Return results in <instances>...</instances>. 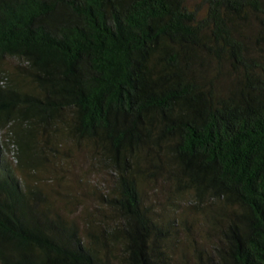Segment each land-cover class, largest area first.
I'll return each instance as SVG.
<instances>
[{
    "label": "trees",
    "instance_id": "trees-1",
    "mask_svg": "<svg viewBox=\"0 0 264 264\" xmlns=\"http://www.w3.org/2000/svg\"><path fill=\"white\" fill-rule=\"evenodd\" d=\"M74 141L116 175L82 228L38 176ZM0 264H264V0H0Z\"/></svg>",
    "mask_w": 264,
    "mask_h": 264
},
{
    "label": "rangeland",
    "instance_id": "rangeland-1",
    "mask_svg": "<svg viewBox=\"0 0 264 264\" xmlns=\"http://www.w3.org/2000/svg\"><path fill=\"white\" fill-rule=\"evenodd\" d=\"M199 1L189 0L191 4ZM11 62L14 63L13 60ZM73 149L76 153L74 161L66 159L65 165H58L61 167H57L53 163L50 165V162L46 161L48 165H53V168L49 171H41L40 169L38 176L41 177L40 184H47L49 197L63 208L61 210L63 215L74 219L82 228L88 218L95 219L97 222L98 218L103 216V213L98 210L99 206L102 205L100 195L109 196L116 175L114 170L107 168L104 163L90 158L89 147L84 141L77 145L74 141ZM63 160L64 158L61 157L59 162L62 163ZM54 163L57 164L56 161ZM15 171L19 177H22L21 172L16 169ZM51 176L57 178L50 182L47 181V178ZM153 186V183L146 182L144 191L146 198H148L147 201L152 203V207L159 218L162 220L169 218L177 210L180 213L185 211L191 219L190 208L192 205L188 202L190 200L189 195L181 196L179 204H177L174 200V193L167 184L162 183L161 187L157 186V189ZM160 213L162 217H160Z\"/></svg>",
    "mask_w": 264,
    "mask_h": 264
}]
</instances>
